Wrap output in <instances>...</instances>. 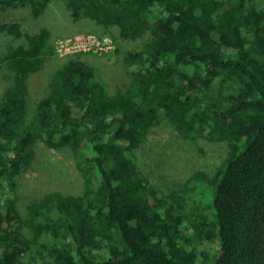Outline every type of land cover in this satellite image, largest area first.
I'll list each match as a JSON object with an SVG mask.
<instances>
[{"label": "trees", "instance_id": "trees-1", "mask_svg": "<svg viewBox=\"0 0 264 264\" xmlns=\"http://www.w3.org/2000/svg\"><path fill=\"white\" fill-rule=\"evenodd\" d=\"M53 1L0 0V14L27 4L38 15ZM61 1L134 42L132 81L111 93L71 55L24 125L28 79L55 50L48 30L26 33L6 57L15 82L0 100V264H264V0ZM165 119L185 136L231 140L213 221L190 220L136 163ZM36 138L72 146L87 188L47 193L23 218L15 172ZM218 234L207 263L201 245Z\"/></svg>", "mask_w": 264, "mask_h": 264}, {"label": "rangeland", "instance_id": "rangeland-1", "mask_svg": "<svg viewBox=\"0 0 264 264\" xmlns=\"http://www.w3.org/2000/svg\"><path fill=\"white\" fill-rule=\"evenodd\" d=\"M13 24L19 26L20 36L10 30ZM42 29L48 30V46L55 50L48 56L44 68L28 79L24 125L32 120L38 99L50 92V79L55 70L71 55L90 64L97 80L111 93L130 85L132 75L126 52L134 42L121 38L114 28H101L84 16L73 17L63 1L55 0L38 15L27 4L0 14V100L15 82L14 71L6 57L26 42V33H37ZM85 38L100 44L94 49L81 50L82 44L79 46L75 42ZM61 41H68L64 50L58 49ZM230 141V138L217 139L205 134L185 136L165 119L150 127L134 154L151 186L162 190L168 196V202H174L195 223L204 219L210 222L215 217L216 188L232 151ZM15 179L16 207L23 218L28 217L30 204L47 193L80 195L87 188L86 177L77 167L73 147H53L40 138L32 142L28 154L21 158ZM24 232L29 235V228L25 226ZM35 240L49 241L42 236ZM201 248L208 253L206 262H213L214 253H219V234L213 240L203 241Z\"/></svg>", "mask_w": 264, "mask_h": 264}, {"label": "built area", "instance_id": "built-area-1", "mask_svg": "<svg viewBox=\"0 0 264 264\" xmlns=\"http://www.w3.org/2000/svg\"><path fill=\"white\" fill-rule=\"evenodd\" d=\"M76 41V40H75ZM68 41H64V42H60L58 44V49L60 50V48H62V50L66 49L67 46H68ZM77 45L79 44H82V48L80 47L79 49L81 50H86V49H90V48H95L96 45H99L100 42L97 43L96 40H91L90 38H85V39H82V41H76L75 42Z\"/></svg>", "mask_w": 264, "mask_h": 264}]
</instances>
